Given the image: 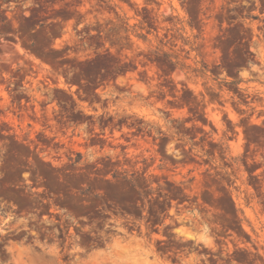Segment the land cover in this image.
<instances>
[{"label": "rangeland", "instance_id": "obj_1", "mask_svg": "<svg viewBox=\"0 0 264 264\" xmlns=\"http://www.w3.org/2000/svg\"><path fill=\"white\" fill-rule=\"evenodd\" d=\"M34 187L118 222L75 264H264V0H0L15 227ZM16 239L12 264H67Z\"/></svg>", "mask_w": 264, "mask_h": 264}, {"label": "flooded vegetation", "instance_id": "obj_2", "mask_svg": "<svg viewBox=\"0 0 264 264\" xmlns=\"http://www.w3.org/2000/svg\"><path fill=\"white\" fill-rule=\"evenodd\" d=\"M35 193L32 194L33 201L31 203L32 214L27 221V224H18L19 219L14 216V204L3 200L0 197V264H12L7 259V254L14 243L19 240H14V236L21 234L22 239L26 240V245L36 251L55 247L61 256L66 257L65 263L75 264L77 258L89 254L95 248H91L94 241L106 242L111 237L113 231L122 232L116 225L118 222L105 217L102 220L103 228L97 230L95 228H86L89 225L83 226L84 217L76 219H67L63 212L67 210L66 197L61 194H53L48 190H44L42 195L37 192L40 188H32ZM76 208H81V205H76ZM99 207H95L98 210ZM102 213L111 215L108 210H102ZM122 217V226L124 229L134 226V221L128 218V215ZM68 220V221H67ZM92 225V224H91ZM84 237L89 238L90 246H83L81 240ZM40 242V243H38Z\"/></svg>", "mask_w": 264, "mask_h": 264}]
</instances>
